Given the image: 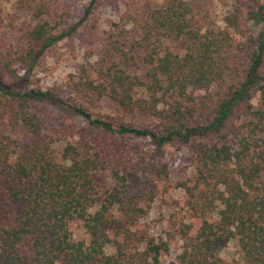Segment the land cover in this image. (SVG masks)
<instances>
[{
	"label": "trees",
	"instance_id": "obj_1",
	"mask_svg": "<svg viewBox=\"0 0 264 264\" xmlns=\"http://www.w3.org/2000/svg\"><path fill=\"white\" fill-rule=\"evenodd\" d=\"M11 1L28 21L0 52V264H162L171 246L143 204L173 189L185 217L171 264H232L218 253L231 241L235 264H264V1L232 0L223 27L187 0H85L79 13ZM101 6L117 20L98 61L68 86L28 85ZM168 145L191 160L175 186Z\"/></svg>",
	"mask_w": 264,
	"mask_h": 264
},
{
	"label": "rangeland",
	"instance_id": "obj_2",
	"mask_svg": "<svg viewBox=\"0 0 264 264\" xmlns=\"http://www.w3.org/2000/svg\"><path fill=\"white\" fill-rule=\"evenodd\" d=\"M200 17L206 18L209 25L223 27L224 15L229 11L232 0H187ZM264 1V0H263ZM77 6V13L85 0H73ZM0 52L10 48L19 41L22 26L28 21V15L14 7V1H0ZM115 10L101 6L94 14V19L83 26L74 36L56 44L40 60L39 65L30 75L28 85L47 89L55 86H68L80 74L82 67L94 65L101 51V42L105 31H109L112 22L116 21ZM108 104L100 105L95 112L111 113ZM160 158L168 164L170 182L172 185L185 178L191 171L190 155L187 148L178 149L175 145H168L161 153ZM185 194L182 190L173 189L161 194L153 204H143L147 209L148 218L145 220L150 233L156 237H163L170 243L171 251L164 254L162 264H171L175 260L177 250L182 241L176 230L180 221L185 217L184 212L177 209L174 204L182 200ZM73 240L89 243L90 237L81 225L70 226ZM171 234V235H168ZM176 235V238H171ZM219 255L232 264L239 258L235 242H228L220 250Z\"/></svg>",
	"mask_w": 264,
	"mask_h": 264
}]
</instances>
